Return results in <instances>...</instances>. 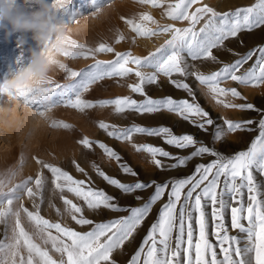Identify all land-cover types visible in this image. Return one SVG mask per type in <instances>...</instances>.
Listing matches in <instances>:
<instances>
[{
    "label": "snow or ice",
    "instance_id": "1",
    "mask_svg": "<svg viewBox=\"0 0 264 264\" xmlns=\"http://www.w3.org/2000/svg\"><path fill=\"white\" fill-rule=\"evenodd\" d=\"M111 2L112 0H108L106 6ZM136 2L160 9L162 16L173 22L187 21L188 26L177 27L176 23L161 25L149 12H142L133 18L120 17L135 34L133 43L136 37L169 35L155 51L143 57L134 56L131 51L117 52L112 45L105 42L93 48L72 39L70 35L59 36L48 49L49 62L62 69L66 73L65 78L74 82L60 84L49 80L47 95L44 97L38 96L34 89L20 88L14 92L0 89V94L15 95L26 107L33 108L37 115L46 119L47 113L61 104L80 111L97 106H113L117 114L126 111L143 114L167 110L178 114L184 120H191L202 130H207L206 125L215 126V141H220L227 133L242 131L246 125H252V120L228 119L223 120V126L214 125L209 111L196 102L195 92L185 80L190 76L194 77L207 89L216 103L225 108L254 110L255 106L251 103L232 102L244 97L236 87L222 85L226 81L253 87L264 85V47L251 50L234 62L224 63L218 70L208 74L189 71L186 57L193 61L219 63L214 49L223 47L226 40L236 37L242 30L264 26V0H258L250 7H241L225 13L217 12L203 4L202 0ZM70 3L71 0H53L56 9L64 12H68ZM103 9L104 7L91 15L96 17ZM76 20L77 18L73 22ZM201 21L204 23L197 29ZM125 39L124 34L117 30L115 43L119 44ZM97 53H114L115 59L96 60L87 69L75 71L57 58L58 55H63L72 59H87L94 58ZM254 57L255 63L249 68H244ZM133 74L138 82L129 84L128 87L132 92L145 96L142 102L128 96L95 102L82 98L91 85L99 80L124 78ZM176 74L184 79H173ZM161 75L167 77L177 89L187 92L192 102L189 99L176 100L172 97H147L144 85L157 83ZM193 117L196 119H192ZM51 126L65 129L71 127L70 124L56 120L51 122ZM98 127L117 140L131 141L134 134H144L163 137L165 143L178 149L194 148L190 155L174 157L160 147L149 144L133 145L135 151L149 154L158 168H163L164 165L157 156L174 160L175 163L169 165L171 168L184 166L192 158L205 154L216 158L211 163L197 165L192 176L171 184L168 202L161 208L157 221L150 226L143 243L129 264H264V190L254 176V172L264 175V119L259 121V135L247 150L230 156H225L210 146H197L198 141L192 135H175L167 127L146 128L133 125L119 128L104 121H100ZM79 143L86 149H91L93 144H96L106 157L120 162V156L105 143L90 141L87 137ZM36 163L40 165L41 172L34 180L33 177H28L8 187L18 170L9 169L0 174V223L6 225L5 238L0 240V264H116L112 258L114 251L134 238V233L149 215L152 205L160 200L169 188L168 184H157L149 201L141 207L132 208L128 216L107 223H96L90 231L80 232L61 222H51L41 215L40 205L43 203V189L46 183L43 170L47 169L51 173L54 189L61 193L63 212L51 202L49 206L55 208L61 218L66 215L77 225H93V221L84 215V206L91 211L102 208L120 211L119 205L113 202L114 197L93 188L90 177L88 180L76 179L58 166L40 159H36ZM73 164L78 172L87 176L78 163L73 161ZM22 166L23 158L20 161V167ZM120 167L126 174L137 175L127 164L121 163ZM93 168L98 176L124 193L151 187L143 182L125 184L108 176L99 166L93 164ZM32 184L35 185V190L30 186ZM6 187L8 190L4 191ZM65 192L82 201L83 206L64 195ZM24 196L32 202L33 210L25 207L22 202ZM208 205H211V221L214 224L211 234L216 238L215 243L209 239V218L206 211ZM226 210H230L231 229L239 230L247 237V244L243 247L237 236L229 234V227L224 223ZM22 216L28 227L22 221ZM9 222L10 235L7 231Z\"/></svg>",
    "mask_w": 264,
    "mask_h": 264
},
{
    "label": "rangeland",
    "instance_id": "2",
    "mask_svg": "<svg viewBox=\"0 0 264 264\" xmlns=\"http://www.w3.org/2000/svg\"><path fill=\"white\" fill-rule=\"evenodd\" d=\"M48 2L51 3L52 0H48ZM202 2L219 13H225L232 12L241 7H250L257 3L258 0H202ZM15 3L20 5L29 14L39 10V5L34 4L32 0H15ZM107 3L108 0H71L68 12H64L63 10L55 11L56 19L70 24L77 18L73 22L77 30L67 35H70L72 39L80 43L94 48L99 43L105 42L112 45L117 52L131 51L134 56L140 57L155 51L157 47L169 38V35H159L151 38L136 37L135 43H133L132 40L135 34L120 17L133 18L138 17L142 12H149L161 25L176 23L177 27L188 26L187 21L173 22L167 17H163L160 9L152 8L149 5H141L136 0H112L110 5L106 6ZM103 7V11L98 16L93 17L91 15V13ZM203 23L204 21H201L197 25V29ZM0 24H4L10 31V26L7 25L6 21H0ZM150 26L155 27L154 25ZM117 30L126 37L119 44L115 43ZM32 36V32H10V34L6 35L5 28L0 27V82L11 79L20 68L25 67L30 62L31 51L38 52L40 50V45H38ZM109 37H112L113 40L109 41ZM18 38H23L26 41L22 47L17 46L16 41ZM260 47H264V26L254 27L251 30H242L236 37L226 40L223 47L214 49V55L218 58L219 63L203 60L193 61L190 57H186V61L190 66L189 71H199L208 74L218 70L224 63L234 62L239 56ZM57 58L67 67L80 71L87 69L96 60L111 61L115 59V55L114 53H97L94 58L89 57L87 59L82 57L72 59L71 57L58 55ZM255 59L254 57L253 60L245 64L244 68H249L253 65ZM145 71H151V69H145ZM49 75L56 83L69 84L74 82L73 80L66 79V73L57 66H53ZM173 79L183 80L184 78L176 74L173 76ZM137 82L138 79L134 74L124 78H105L91 85L82 98L95 102L128 96L138 102H142L145 96L132 92L128 87L129 84ZM185 82L189 83L193 88L196 102L200 103L206 111H209L210 117L214 120V125L223 126L222 122L225 119L232 121L252 120L253 124L246 125L242 131L227 133L220 141H215L214 133L217 130L215 126L206 125L207 130H202L193 124L191 120H184L178 114L167 110L143 114L126 111L123 114H117L113 106L103 108L97 106L80 111L61 104L48 112V118L46 119L38 118V115L34 117L32 114L35 113L34 109L25 108L22 100L16 103L15 101H10L6 94H0V174L6 173L9 169L18 170V174L8 187L28 177H33L34 180L37 174L41 172L40 165L36 163V159H40L62 168L76 179L88 180L90 177L91 186L114 197L113 202L119 205L120 211L103 208L91 211L84 206V215L93 221V225L83 226L75 224L66 215L61 218L56 212L41 211V215L51 222H61L80 232L90 231L96 223H107L128 216L132 208L141 207L149 201L157 184H168L169 188L161 199L152 205L149 215L138 228L137 232L134 233V238L129 242H125L122 248L117 249L113 253L112 258L116 264H129L132 256L135 255L143 243V238L146 236L150 226L157 221L161 208L168 202L171 184L176 180L192 176L195 173L197 165L211 163L216 158L205 154L192 158L184 166L171 168L169 165L175 163L174 160L157 156V159L161 160L164 165L163 168H158L149 154L135 151L133 145L149 144L160 147L174 157L190 155L194 148L178 149L165 143L163 137L147 136L144 134H134L131 141L117 140L109 137L104 130L100 129L98 123L104 121L119 128L133 125L146 128L167 127L175 135H192L198 141L197 146H210L221 154L230 156L238 151L247 150L251 142L259 135V121L264 119V85L258 87L245 86L238 85L233 81H226L222 85L223 87H236L242 97H244V99H234L232 102L251 103L255 106L254 110H240L225 108L217 104L207 89L200 85L194 77H188ZM144 90L147 97L153 99L172 97L176 100L189 99L192 102L187 92L177 89L163 75L159 77L157 83L145 84ZM192 119L196 118L193 117ZM53 120L63 121L70 124L71 127L67 129L52 127L51 122ZM85 137L89 138L90 141H99L107 144L120 156V162L106 157L103 150L96 144H93L91 149L84 148L79 141ZM21 158H23L22 168L20 167ZM73 161L84 169L87 176L76 170ZM121 163L130 166L137 175L132 176L131 174L124 173L120 167ZM93 164L99 166L108 176L116 178L122 183L134 184L136 182H143L151 185V187L136 190L132 193H124L98 176L93 168ZM43 175L46 180L43 194L46 190H55L51 182V173L47 169H44ZM254 176L258 185L262 186V190H264V175L254 172ZM30 186L35 190L34 184ZM8 187L4 188V191H7ZM186 191L187 189H185ZM67 196L73 199L75 203L83 206V202L76 200L70 193H67ZM246 197L247 193L245 194V200ZM22 202L25 207L33 210L32 202L27 196H24ZM50 202L57 207L56 199H48V197H44L43 195V203L40 207L49 208ZM181 203H183V198ZM62 208H64V205ZM61 211L63 212V209ZM206 211L209 218V239L215 243L216 238L211 234L214 231V224L211 221V205L207 206ZM22 221L28 227L23 216ZM224 223L229 227V234L237 236L242 247L247 244V237L244 233L231 229L230 210H226L225 212ZM244 223L246 224L247 222L245 221ZM10 227L11 222L7 226L9 235ZM5 232L6 225L0 223V240L5 238ZM53 234H55L54 230Z\"/></svg>",
    "mask_w": 264,
    "mask_h": 264
},
{
    "label": "clouds",
    "instance_id": "3",
    "mask_svg": "<svg viewBox=\"0 0 264 264\" xmlns=\"http://www.w3.org/2000/svg\"><path fill=\"white\" fill-rule=\"evenodd\" d=\"M32 2L39 5V10L29 14L16 4L15 0H0V21H6L10 26L9 31L4 24H0V27L5 28L6 35L10 32H32V38L40 45L38 52L31 51L30 62L25 67L20 68L11 79L0 82V89H8L10 92H14L17 88L34 89L38 96L44 97L49 87L47 81H53L49 75L53 68L48 57L50 44L55 38L77 29L73 23H64L56 19L57 9L53 0L51 3L48 0H32ZM16 43L18 47H22L26 41L18 38ZM3 94H6L10 101L20 102L15 95ZM25 108L30 107L25 106ZM32 114L34 117L37 116L36 113ZM38 118L42 117L38 115Z\"/></svg>",
    "mask_w": 264,
    "mask_h": 264
},
{
    "label": "bare ground",
    "instance_id": "4",
    "mask_svg": "<svg viewBox=\"0 0 264 264\" xmlns=\"http://www.w3.org/2000/svg\"><path fill=\"white\" fill-rule=\"evenodd\" d=\"M126 34V33H125ZM86 38V37H85ZM112 37H109L108 38V40L109 41H112L113 40V38L111 39ZM95 39V38H94ZM151 42V41H150ZM10 143V142H9ZM11 145V144H10ZM20 148V147H19ZM12 153V152H11ZM18 160V159H17ZM48 187H50V186H48ZM51 189V188H50ZM44 195V197H48V199H56L57 200V207L58 208H60L61 210L63 209L62 207H63V203H62V201H61V199H60V195H61V193L58 191V190H53V191H51V190H46L45 191V193L43 194ZM64 195H66L67 196V192H65L64 193ZM41 206V205H40ZM40 210L41 211H47V212H49V211H53V212H56L55 211V208H53V207H49V208H45V207H40Z\"/></svg>",
    "mask_w": 264,
    "mask_h": 264
}]
</instances>
